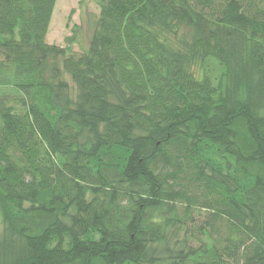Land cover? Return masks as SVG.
Here are the masks:
<instances>
[{"label": "trees", "instance_id": "obj_1", "mask_svg": "<svg viewBox=\"0 0 264 264\" xmlns=\"http://www.w3.org/2000/svg\"><path fill=\"white\" fill-rule=\"evenodd\" d=\"M55 1L0 0V264H264V0H97L79 54Z\"/></svg>", "mask_w": 264, "mask_h": 264}, {"label": "rangeland", "instance_id": "obj_2", "mask_svg": "<svg viewBox=\"0 0 264 264\" xmlns=\"http://www.w3.org/2000/svg\"><path fill=\"white\" fill-rule=\"evenodd\" d=\"M99 16L97 0H56L47 28V43L67 46L66 38H70L68 50L79 54L88 47L94 24ZM63 78L70 86L72 95L75 84L68 74ZM3 224L0 218V236Z\"/></svg>", "mask_w": 264, "mask_h": 264}]
</instances>
